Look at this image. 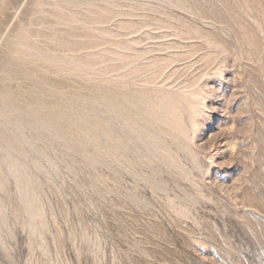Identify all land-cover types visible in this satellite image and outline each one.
<instances>
[{
	"label": "rangeland",
	"instance_id": "1",
	"mask_svg": "<svg viewBox=\"0 0 264 264\" xmlns=\"http://www.w3.org/2000/svg\"><path fill=\"white\" fill-rule=\"evenodd\" d=\"M0 264H264V0H0Z\"/></svg>",
	"mask_w": 264,
	"mask_h": 264
}]
</instances>
